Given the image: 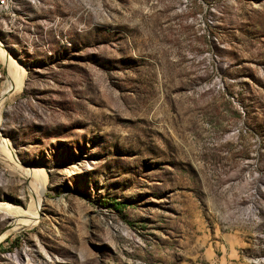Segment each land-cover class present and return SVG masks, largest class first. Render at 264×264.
Masks as SVG:
<instances>
[{"label":"rangeland","instance_id":"rangeland-1","mask_svg":"<svg viewBox=\"0 0 264 264\" xmlns=\"http://www.w3.org/2000/svg\"><path fill=\"white\" fill-rule=\"evenodd\" d=\"M3 3L0 264H264V0Z\"/></svg>","mask_w":264,"mask_h":264},{"label":"bare ground","instance_id":"bare-ground-1","mask_svg":"<svg viewBox=\"0 0 264 264\" xmlns=\"http://www.w3.org/2000/svg\"><path fill=\"white\" fill-rule=\"evenodd\" d=\"M0 53H2V55L4 56V60H5L6 65L8 67H10L11 77L16 82V86L13 87V91H16V90H18V85H20V80L22 78V74L20 71L16 70V67L14 65H12L11 58L6 53V51H4L2 49L1 44H0ZM7 93L8 92H4L3 95H5ZM3 95L0 97L1 100H3ZM19 168L20 167H15V169H17V170ZM20 170L25 175V177H27V179L29 180L31 185L34 186V190L36 192H34L33 194H34L35 200L38 202V200H39L38 196L40 193L43 192V189H44L43 186L45 184V178H43L40 181L41 175L38 172V170H36V169L24 170L23 168H20ZM0 210L14 216V218H13L14 220H11V218H9V220L5 224V227H7V229L5 228L6 230L3 232L2 235L17 232V231L24 229L25 227L31 226L32 223L36 222V220L38 219V216H39L37 203L33 209H30L29 212H21L20 209L10 205L7 202L0 203ZM17 257H19L18 254H14L11 256V258L13 260H17Z\"/></svg>","mask_w":264,"mask_h":264},{"label":"built area","instance_id":"built-area-1","mask_svg":"<svg viewBox=\"0 0 264 264\" xmlns=\"http://www.w3.org/2000/svg\"><path fill=\"white\" fill-rule=\"evenodd\" d=\"M3 0H0V10L3 9ZM2 74H3V71H2V68L0 67V82L2 80Z\"/></svg>","mask_w":264,"mask_h":264},{"label":"water","instance_id":"water-1","mask_svg":"<svg viewBox=\"0 0 264 264\" xmlns=\"http://www.w3.org/2000/svg\"><path fill=\"white\" fill-rule=\"evenodd\" d=\"M5 228H7V227H4V228L1 230L0 234L5 230Z\"/></svg>","mask_w":264,"mask_h":264}]
</instances>
